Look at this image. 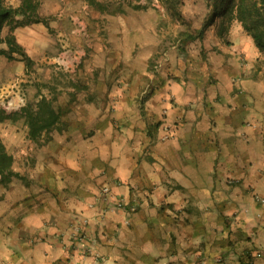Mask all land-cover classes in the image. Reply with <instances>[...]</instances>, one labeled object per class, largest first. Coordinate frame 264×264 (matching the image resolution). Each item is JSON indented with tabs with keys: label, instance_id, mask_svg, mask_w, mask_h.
Segmentation results:
<instances>
[{
	"label": "crops",
	"instance_id": "crops-1",
	"mask_svg": "<svg viewBox=\"0 0 264 264\" xmlns=\"http://www.w3.org/2000/svg\"><path fill=\"white\" fill-rule=\"evenodd\" d=\"M39 1L43 18L72 10ZM90 14L96 89H73L80 107L68 129L30 154L37 190L7 204L0 263L264 264V55L253 39L238 22L207 29L146 76L156 15L117 14L107 47L108 15ZM14 34L35 62L51 50L42 24Z\"/></svg>",
	"mask_w": 264,
	"mask_h": 264
},
{
	"label": "rangeland",
	"instance_id": "rangeland-1",
	"mask_svg": "<svg viewBox=\"0 0 264 264\" xmlns=\"http://www.w3.org/2000/svg\"><path fill=\"white\" fill-rule=\"evenodd\" d=\"M96 1L104 6L109 17L104 20L105 27L109 24L111 31V34L106 37L108 39L105 41L106 46H115L113 35L117 34L118 29H120L119 21L115 17L117 14H122V16L130 14L132 9L128 7L127 3L134 0ZM85 2L87 8H84ZM140 2L147 8L138 11L152 13L158 18L156 28V34L159 38L158 54H154L152 61L148 62L146 76L160 75L167 68L165 64L167 59L179 60L180 56L188 55L191 50L190 45L197 46L198 41L183 44L184 37L182 34L188 33L196 36L209 22L212 10L206 0H181L178 10L182 20L176 21L166 9L163 0H140ZM117 3L119 4L117 5ZM69 5L72 10L68 17L66 15L61 16L60 13L46 17L49 24L52 23L51 25H53L52 30H48V44L51 45V50L45 55V59L36 62V65L28 72L23 62L8 61L0 56V107L7 112L19 110L25 105L26 100L33 99L39 91L50 95L52 91L54 92L53 89H56L53 94L58 95L60 101H67L69 113L65 118L71 122L75 118L74 110L80 107L76 98H72V90L75 89L81 93L95 91L96 82H93L92 78L93 75L95 78L99 76L100 69L95 73L90 71L94 66L92 62L90 63V40L92 38H90V32L86 34L85 31H90V27H93L94 21H96V18L90 16L91 11L100 10L98 7H90L86 0H70ZM124 10L127 12L122 13ZM56 24L59 26L56 27ZM99 26H101V22ZM102 29L104 28L101 26L100 30ZM210 29H216V24L209 26L208 30ZM103 32L108 34V29L105 28ZM75 49L82 51L81 57L75 56ZM177 67L180 68V66ZM115 70L110 68V71ZM137 71L139 74L141 73L140 68ZM147 80L149 83L150 80ZM151 90H153L152 86L147 92L149 93ZM0 140L4 143L7 151L15 157L14 169L25 174L31 181L29 187L23 186L20 182L7 187L0 184V221L5 224L12 217L7 204L16 201L22 203L24 202L23 198L36 192L37 184L27 172L33 166L30 154L38 155V152H42V148L46 144L43 146H38L33 142L28 144L25 129L11 121L0 123ZM31 146L34 147V152H30ZM1 230L2 233H7L6 229L0 226V232Z\"/></svg>",
	"mask_w": 264,
	"mask_h": 264
},
{
	"label": "trees",
	"instance_id": "trees-1",
	"mask_svg": "<svg viewBox=\"0 0 264 264\" xmlns=\"http://www.w3.org/2000/svg\"><path fill=\"white\" fill-rule=\"evenodd\" d=\"M19 6H13L8 0H0V56L8 61H21L28 72L36 62L28 55L25 48L18 42L15 31L33 24H42L49 31V20L39 14L41 3L39 0H19ZM90 7H98L104 11V6L96 0H86ZM136 3H135V2ZM129 1L132 10H144L140 0ZM212 10L209 22L196 36L183 33L184 43L202 39L209 26L216 24L219 33L228 31L233 22L242 25L244 31L253 39L258 50L264 55V0H206ZM166 9L174 20H182L178 6L181 0H163ZM127 12V11H122ZM48 87V86H47ZM49 88V87H48ZM54 92L56 89H53ZM46 95L39 91L33 99L19 110L7 112L0 107V123L11 121L25 129L27 140L43 146L52 141L55 134L64 133L69 127L65 116L69 113V106L60 102L54 93ZM159 126V125H158ZM15 157L11 155L0 140V184L7 187L11 184L22 183L29 187L30 179L14 169Z\"/></svg>",
	"mask_w": 264,
	"mask_h": 264
},
{
	"label": "built area",
	"instance_id": "built-area-1",
	"mask_svg": "<svg viewBox=\"0 0 264 264\" xmlns=\"http://www.w3.org/2000/svg\"><path fill=\"white\" fill-rule=\"evenodd\" d=\"M104 192L105 193H108V189H105ZM121 206H122L121 203L120 202H117V207L120 208ZM82 239H84V236H82Z\"/></svg>",
	"mask_w": 264,
	"mask_h": 264
}]
</instances>
